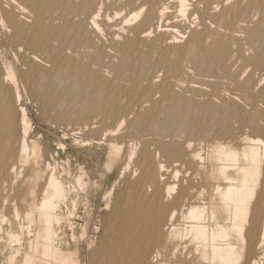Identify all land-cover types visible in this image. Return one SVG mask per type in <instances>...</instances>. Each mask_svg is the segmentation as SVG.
Instances as JSON below:
<instances>
[{"label": "bare ground", "instance_id": "obj_1", "mask_svg": "<svg viewBox=\"0 0 264 264\" xmlns=\"http://www.w3.org/2000/svg\"><path fill=\"white\" fill-rule=\"evenodd\" d=\"M1 1L8 2L12 7L7 3L5 6L11 10H6L0 3V19L6 22L11 32L12 44L22 47L26 41L29 42L28 45L44 52L46 62L52 65L50 69L38 66L22 75L38 98L49 105L50 111L59 105L61 99L76 95L87 109L98 110L100 114L104 112L102 115L106 118V115L110 116L106 109L92 101L87 103V99L94 96L101 98L100 102L116 104L124 95L132 101L126 109L123 107L112 113L115 117H123L121 122H116L119 127L100 131V136L95 139L105 146L104 168L111 173H121V180L116 188L112 219L107 223L96 252L97 262L91 264H262L264 89L260 94L262 111L245 120L249 132L239 137H227L222 142H211L197 125L199 122L193 120L194 115L191 116L198 111V102L195 104L174 89L172 78L177 73L178 63L168 60L169 51L162 44L172 39L169 36L181 27L173 21L181 16L190 18L198 15L203 23L210 20L219 26L243 29L242 23L246 20L244 11L251 8L264 13V0H247L246 5L245 0H142V5L138 3L141 6H136V0H127L128 14L111 25L115 31L110 33L114 37L112 47L122 60V65L115 68L131 83L129 88L121 90L114 88L88 65L67 55L69 50L77 53L84 49L94 60H109L110 56L103 51L105 47L100 49L97 39L102 28L109 25L104 24L107 21L102 22L104 18L100 20V17L104 7H111L112 1ZM190 2H193L191 10L188 8ZM145 5H149V9L144 12L142 7ZM157 5H160L159 9ZM114 14H106V18L113 19ZM133 21H139L133 29L129 28L135 36H124L122 42L117 41L118 37H122L120 26H128ZM256 26L250 30L252 39H264V19ZM118 27L121 31L116 29ZM154 32H161L164 42L160 41V37L159 42H150L147 46L149 50L144 52L141 43L147 42ZM201 32L193 36L188 46L181 51L175 50L173 54L176 57L181 54L190 56V59L195 57L200 48L198 44L205 39L206 31ZM153 50L158 52V60L152 59ZM213 51L222 59L219 62L224 61L228 54L224 44L214 46ZM250 60V66L260 72L259 82H264V47ZM151 61L166 70L164 82L157 84L155 72L146 68ZM14 69L9 66L8 71L4 70L7 71L5 74L0 72V264H84L80 259L79 242L75 241L76 234H72L71 211L77 208L79 192L91 189L90 180L81 166H75L76 173L73 175L72 161L62 169L60 166L57 168L56 163L53 165L52 161L57 158L53 157L54 153L50 155V149L46 150L42 145L44 142L34 136L24 108L19 107L22 116L18 118L19 111L14 112L13 105L16 104V96L17 101L21 97L18 91L15 96L12 90V86L18 84ZM143 79L149 82L147 87L142 85ZM63 82L66 85L60 87ZM254 84L249 79L240 86L244 90L251 89ZM155 93L162 95V103L167 102L164 115L158 108L144 107L145 103L153 101ZM153 105L155 107V103ZM131 113L134 117L127 119ZM126 124L130 135L120 133ZM169 124L178 127L170 126L172 133L163 132ZM181 126L184 127L182 131L185 129L199 138L181 140L178 135ZM111 195L107 197L110 199Z\"/></svg>", "mask_w": 264, "mask_h": 264}, {"label": "rangeland", "instance_id": "obj_2", "mask_svg": "<svg viewBox=\"0 0 264 264\" xmlns=\"http://www.w3.org/2000/svg\"><path fill=\"white\" fill-rule=\"evenodd\" d=\"M110 1H112V2H110L111 7L110 6L108 8L104 7L102 14H101L102 18L100 17V20L103 18L105 19V20L104 19L101 20L102 22L107 21V22H104V24L108 23L109 25L107 27L102 26L103 27L102 31H104V32L102 33V31H101V34H100L99 38L97 39V43H99L98 44L99 48L102 49L105 47L103 51L110 56L109 60L103 61V62L94 60L93 58H91V56H89L86 53V51L84 49L80 50L77 53L69 50V53L67 52V55L69 54L68 56L72 57L75 61H77L79 63H82L84 65H88V67H90L92 70H94L95 72L100 74L107 82H109L111 85H113L114 88H116L117 90H121V89L129 88L131 83L125 77V75L121 76L122 74L120 75V72L117 71L119 66L122 65V60L118 56V54L116 53L115 48L112 47L111 42L114 39V37L110 33H113L112 31H115V29L114 30H112L113 28L111 29V25H114L115 23L120 22L124 16L126 17V14H128V12H129V7H126L127 5H125L127 0H110ZM236 1H238V0H236ZM246 2H247V0L244 1V3H245L244 5L247 4ZM0 3L2 6H4L5 9L7 8L6 10H11L8 7H6L7 6L6 4L8 2L5 3V1H1ZM138 3L142 5V0H136V6H141ZM192 3L193 2L189 3V6H188L189 10L193 9V6H190ZM8 5L10 6V8H12L9 3H8ZM124 5H125V7H124ZM145 7H147V8H145ZM157 7H158L157 9H159L160 5H157ZM148 9H149V5H145L142 7V10H144V12ZM256 11L257 10H253L251 8H249L246 12L244 11V17L246 20L244 19L245 22H243L244 24L242 23V25L244 27L243 29L246 28L245 30H243L242 28H238V27H236V29H234L235 27H233L231 29V28L227 27L226 25L219 26V24L217 22L216 23L214 21L211 22L210 20L204 22L205 24L208 23L205 26V24L203 22H201V19H199L200 17L198 15H194L193 17H190V18L188 16H185V17L181 16L178 20L177 19L173 20V21H176V24L178 25V27H179V25L181 27H179V29H177L178 30L177 32H175L169 36L172 39L169 38L170 40H168L167 42L162 44L164 47H167V51H169L168 52L169 53L168 58H170V59H168V60H172V62L178 63L177 73H176V75H174V78H172V79H174V80H172V83L174 84V89H175V91H177L181 94H184V96H186V98L192 100L193 102H195V104L198 102V104H196L197 106L199 105L196 108L198 110L197 111L198 113L195 112V114L193 113L191 116L194 115L193 120L195 121V123L199 122L197 125L202 128V132H203L205 138H207V140H209L211 142H218V140H219V142H222L227 137H239L243 133H246V131L248 133L249 129L247 128V125L245 124L246 123L245 120H247L248 118L255 117L257 115V113L262 111V109H263V103H261L262 101H261V95L260 94L264 89V82H262V83L259 82L260 72H258V70L256 71V69H253V67L250 66V61H251L250 58H252L255 55H258L264 47V39L257 40V39H252V37H251V31L250 30H252V28L255 29L257 27L256 26L257 23H259L262 19H264V13L261 14L260 12H258V11L256 12ZM112 13L113 14L115 13L114 14L115 18L114 17H113V19L111 17L106 18V14H107V16H109V14H110V16H113ZM256 14H257V16H256ZM0 18H1V15H0ZM247 20H249V21H247ZM77 21H78V19H77ZM251 21H253V22L251 23ZM32 22H33V18H31L30 24H32ZM138 22L139 21H137V22L133 21V22L129 23L128 26L127 25H121L120 27H121V29H123V32H121L122 35L121 34L120 35L122 37H118L119 39L117 38L116 40L119 42H122L124 40L123 39L124 36L134 37L135 32L130 31L129 28L133 29V27H135V25H137ZM189 22H190V24H189ZM57 23L62 25L60 21H58ZM203 25L205 26V28ZM4 26L6 27V22L4 20L1 21V19H0V67L2 68V69L0 68V72L3 71L2 73H4V72L6 73L9 69V66L12 67L13 69L15 68L14 72L16 74L17 83H18L17 85L19 88L17 87V85L15 87L12 86V90H13V93L15 96L18 95V93H19V96L21 98H20V100H19L20 102H19V101H17V96H16V98H15L16 101L14 100V103H16L15 105H17V106L13 105L14 112L19 111L17 116L20 115L18 118L21 119V116H22L21 109L24 108V110L26 111L27 117H28L29 121L31 122L32 132H33V134H35L34 136L36 138H38L41 141V143L44 142V143H42V145L46 150L49 151V149H50V151H49L50 155H53L52 153H54L53 157L57 158V160L54 159L55 162L52 161L53 165H54V163H56L55 164L56 167L58 166L57 168H59V166H60L61 167L60 169H62V168H65L64 165L67 167L68 163L70 164V162L72 161L71 165L73 166V169H74L73 175H75L74 173H76V167L75 166H77V167L81 166L84 168V170L87 173L88 178L90 180L91 184L89 183V185H90L91 189L87 188V190L84 191L87 194L85 193L86 194L85 195L84 192H82V191L79 192L78 196L80 198L77 197L78 200L76 199V202L78 201L76 204L77 210L75 209V205L71 207V209L72 208L75 209V211H71L73 214V217L71 216V220L73 221V227H72L73 233L72 232L71 233L74 235L76 234L75 235V237H76L75 241L79 242V244H78L79 245V253H80V259L82 260V262L84 264L85 263L86 264L96 263L97 262L96 252L98 251L97 249L99 248V246L101 244V240L103 239V234L105 232V229L107 228V223H109L112 219V217H110V216H112V213H113V210L115 207L114 205L116 202V192H117L116 188L119 186L118 182L121 180L120 179L121 173H118L115 171H113V173H111V171L108 172L109 170L107 168L106 169L104 168V166L106 167V165H104L106 162V160H105L106 159V153L104 156V152L106 151L104 149L105 146L103 143L99 144L95 139L100 134V131H105L106 129H112V128H114V126H116V128L119 127L120 124H117V123L121 122V120H123V117H115L112 113H116V109H120L123 107L126 109L127 107L130 106L132 101H129L127 99V97L124 95H122L118 99V101H117L118 103H116V104L115 103L109 104V103H105L102 101L100 102L101 98H97L94 96L90 97V100L87 99V101H88L87 103H89V101H92L93 103L94 102L98 103V105L101 104L100 106H103L102 108L104 110L106 109V113L110 114V116L106 115V118L102 115V114H104V112L102 114H100L98 110H91V109H89V107L87 109V106L85 104L78 101V96H76V95L72 96L68 99L67 98L61 99L59 102V105L57 107L52 108V110L50 111L48 108L49 105H47V103L44 100L38 98L36 93L34 91H32V89L28 85V82H26V80L24 79L25 76H22V75L25 74L26 72H28L29 70L36 68L38 66H42V67H45L47 69H50V68H52V65L50 63L46 62L45 53L40 51L39 48L35 47L34 45H32V46H31V44L28 45L29 42L26 41L25 43H27V44L24 43V46H22V47H16V45L12 44V42L10 40L11 32H9L10 30H8L7 27H6L7 28L6 29ZM223 26H226L227 28L223 27ZM120 27H118L116 29H120ZM249 27H250V29H249ZM221 28H222V30H221ZM228 28L230 29V31ZM121 29H120V31H121ZM204 29L206 32L204 31ZM105 30H106V32H105ZM107 30H108V32H107ZM200 30L203 31V33L205 32L204 33L205 39L203 40V42L200 43L202 46H200V44H198L200 47V48H198V51H199L198 54L195 57L191 56V59H190V56L187 57L186 55H183V54H181L179 57L178 56L176 57L173 54V52L175 50L181 51L182 48L188 46L187 44L189 42L191 43V40L196 33H202ZM247 30L249 33L247 32ZM178 32L181 34H178ZM182 32L185 33V36H183L184 33L182 35ZM224 32H225V34H224ZM236 34H237V37H236ZM160 37H161V40H160ZM152 39H154V40H152ZM162 39H163V37H162L161 32L160 33L154 32L148 38L149 42L144 41L141 43V46H140L141 50L143 48L144 49L143 51L146 52L147 50H149L148 49L149 47H147V46L149 45L150 42H153V41L159 42V40L164 42ZM238 40H239V42H238ZM261 43H262V46H261ZM220 44H224L226 46V50H227L226 53H228L226 58L222 62H219L222 59L218 56L217 53H215L213 51L214 46H217ZM204 46H205V48H204ZM173 47H175V49ZM210 49H212V50L210 51ZM233 49H234V51H233ZM170 50H171V52H170ZM153 51L154 52L151 55L152 59L154 61L158 60V58H159L158 52L155 50H153ZM249 51L251 52V54ZM216 56H217V58H216ZM171 58H173V59H171ZM151 62H152V64H151ZM151 62L147 64L146 68H148L151 72H155L154 74L157 77L156 78L157 84L164 82L167 78L166 70L162 69V67L157 66L155 62H153V61H151ZM9 64H11V65H9ZM115 65H117V66H115ZM199 65H200V67H199ZM4 66L6 67V69ZM215 68L217 70H215ZM211 69H213V70H211ZM4 70H7V71H4ZM17 73H18V75H17ZM231 76H232V78H231ZM249 79H252V83L253 82L255 83L254 86L251 89H245L244 88V90H243V87L240 86V83L244 84L247 80L249 81ZM120 80H121V82H120ZM142 82H143L142 85L144 87L148 86L149 82L146 81V79H143ZM63 83L59 84V86L64 87L66 85V83L65 82H63ZM260 83H261V85H260ZM209 86H211V88ZM16 88H17V90H16ZM195 90H196V92H195ZM17 91H18V93H16ZM184 91H186V92H184ZM198 91H200V92H198ZM222 92H224V94H222ZM246 95H247V97H246ZM222 97H224V98H222ZM218 100H219V102H218ZM161 101H162V95L160 93L159 94L155 93L153 95V101L147 102V104L145 103V105L144 104L143 105H144V107L149 108V109L150 108L151 109L152 108H156V109L158 108L157 110L160 111L162 115H164L166 113L165 107H167V104H165V103H167V102L162 103ZM154 103H155V107L153 105ZM161 103H162V105H160ZM162 106L164 108H162ZM17 107L18 108L21 107V109L20 108L18 109ZM103 109H102V111H103ZM159 109H163L164 111H161ZM200 109L202 112L200 111ZM52 112H53V116H52ZM199 113H201V115ZM128 117L129 118H127V119L134 117V113H131L130 115H128ZM54 118H56V119H54ZM110 118L112 120H110ZM62 120H63V123H62ZM87 123H88V125H87ZM233 124H235V125H233ZM94 125H96V126H94ZM117 125H118V127H117ZM170 126H174V128L178 127V125H176V124H174V125L169 124L167 126L166 131L164 130V128H162L161 130L162 131L164 130L163 132L170 131L172 133V129L169 130ZM183 128L184 127L181 126V133L180 134L178 133V135L182 137L181 140H185L188 138L189 139L199 138L195 135L192 136L193 134H191L190 132H188L185 129L182 131ZM229 128H231V129H229ZM75 129L77 132L75 131ZM85 129H87V130H85ZM70 132H73V133H70ZM129 132H130V129L128 128L127 124L124 125L122 130L120 131L121 134H128ZM157 134H158V132H157ZM128 135H130V133ZM207 140L205 139V141H207ZM53 157H51V158H53ZM68 157L69 158L71 157V158L69 159ZM58 159H59V161H58ZM66 160H68L69 162ZM79 164H81V165H79ZM91 176H92V178H91ZM112 188H113V190H112ZM111 191H113L115 193L112 194ZM109 192H111V193H109ZM110 195L112 197L109 199L108 197H110ZM107 198H108V200H107ZM111 199H112V201H111ZM79 200H80V202H79ZM77 205H79V206H77ZM74 213L76 214V216ZM84 230H86V232ZM75 231H76V233H74ZM94 240H95V242H94ZM81 241H82V243H81ZM262 264H264V262H262Z\"/></svg>", "mask_w": 264, "mask_h": 264}]
</instances>
